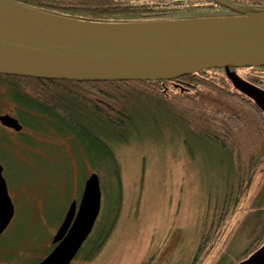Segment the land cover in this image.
Segmentation results:
<instances>
[{
	"label": "rangeland",
	"instance_id": "374dc122",
	"mask_svg": "<svg viewBox=\"0 0 264 264\" xmlns=\"http://www.w3.org/2000/svg\"><path fill=\"white\" fill-rule=\"evenodd\" d=\"M247 71L242 68L235 73L244 76ZM8 91L0 80V114L17 117L24 132L14 133L0 124V164L14 206L12 219L0 234V259L6 264H35L46 257L69 203L78 201L85 179L96 172L101 190L98 216L113 214L109 210L117 188L119 205L108 240L86 264H142L152 255L150 264L191 263L208 199L214 201L223 194L230 166L210 143L193 139L194 156L189 155L184 141H192L191 136L174 123L182 103L175 100L170 102V110L154 111V119H162L158 126L144 127L151 118L142 115L138 120L146 122L138 123V131L126 142L109 141L118 185L106 160L91 164L93 155L75 146L67 135L45 126L28 127ZM202 96L209 107L238 109L226 94L208 90ZM231 156L234 170L254 160V174L226 223L217 250L204 264L234 260L261 232L264 222V146L255 135H242L235 140ZM76 262L79 258L72 260ZM245 264H264V253Z\"/></svg>",
	"mask_w": 264,
	"mask_h": 264
},
{
	"label": "trees",
	"instance_id": "16d2710c",
	"mask_svg": "<svg viewBox=\"0 0 264 264\" xmlns=\"http://www.w3.org/2000/svg\"><path fill=\"white\" fill-rule=\"evenodd\" d=\"M9 1L61 17L103 23L264 14V0ZM246 69L247 73L239 76L264 91V66ZM0 80L7 86L11 99L17 104L20 118L28 127L45 126L58 135H67L75 146L83 147L87 154L93 155L91 164L106 160L112 166L118 185L119 174L115 169L116 160L109 141L126 142L130 134L138 131V123L146 122L138 120L142 115L151 118L144 127L153 124L158 126L162 119H154V111L170 110V102L175 100L182 103L178 114H174V123L175 127L180 126L181 131L188 132L191 136L192 141H184L189 155L194 156L191 146L193 139L200 143H210L224 155V161L230 166L224 179L223 194L214 201L208 199L202 232L190 264H204L217 250L226 223L235 212L240 198L249 189L254 174V160L234 170L231 152L235 140L242 135H255L264 146L263 110L249 91L232 84L224 69L202 70L183 75L179 80L76 81L1 73ZM173 82H178V85L175 86ZM171 90L173 93L169 96ZM208 90L226 94L238 104V109L209 107L203 103L202 96ZM118 205L119 188L109 210L113 209V214H107L102 219L98 216L92 231L72 259L79 258L80 262L71 261L69 264H86L101 251L115 226ZM228 238L229 232L223 243ZM263 243L264 222L255 239L234 260L222 264L243 262L261 248ZM153 258L154 255L150 256L142 264H150Z\"/></svg>",
	"mask_w": 264,
	"mask_h": 264
},
{
	"label": "water",
	"instance_id": "95a60500",
	"mask_svg": "<svg viewBox=\"0 0 264 264\" xmlns=\"http://www.w3.org/2000/svg\"><path fill=\"white\" fill-rule=\"evenodd\" d=\"M38 21H31V16ZM31 19V20H30ZM264 66V14L160 22L103 23L61 17L0 0V73L76 81L171 80L224 69L232 84L249 91L264 112V91L231 69ZM0 124H22L0 114ZM0 164V234L14 206ZM96 172L84 181L52 236L54 247L37 264H69L100 212ZM259 248L239 264L254 262Z\"/></svg>",
	"mask_w": 264,
	"mask_h": 264
},
{
	"label": "flooded vegetation",
	"instance_id": "af4514ba",
	"mask_svg": "<svg viewBox=\"0 0 264 264\" xmlns=\"http://www.w3.org/2000/svg\"><path fill=\"white\" fill-rule=\"evenodd\" d=\"M232 71V70H231ZM233 72H235V71H233ZM173 80H179V77L178 78H175V79H173ZM172 80V81H173ZM173 84L175 85V86H177L178 85V82H173ZM6 114H8V113H6ZM9 115H11V116H13V117H15L14 115H12V114H9ZM15 118H17V117H15ZM19 121V120H18ZM5 127V126H4ZM6 128H8V129H10V130H12V131H14V133H23L24 131V126H22V128L19 130V131H16V130H14V129H12V128H9V127H6ZM92 173V172H91ZM8 188V187H7ZM82 189H83V187H82ZM81 192H82V190H81ZM9 193V192H8Z\"/></svg>",
	"mask_w": 264,
	"mask_h": 264
},
{
	"label": "crops",
	"instance_id": "0c3cea01",
	"mask_svg": "<svg viewBox=\"0 0 264 264\" xmlns=\"http://www.w3.org/2000/svg\"><path fill=\"white\" fill-rule=\"evenodd\" d=\"M6 263H8V262L0 259V264H6Z\"/></svg>",
	"mask_w": 264,
	"mask_h": 264
},
{
	"label": "bare ground",
	"instance_id": "6f19581e",
	"mask_svg": "<svg viewBox=\"0 0 264 264\" xmlns=\"http://www.w3.org/2000/svg\"><path fill=\"white\" fill-rule=\"evenodd\" d=\"M31 19H32V20H31ZM31 19H30L31 21H33V20H34V21H38V20L36 19V17H34L33 15L31 16Z\"/></svg>",
	"mask_w": 264,
	"mask_h": 264
}]
</instances>
